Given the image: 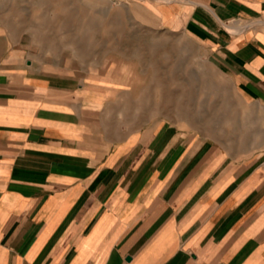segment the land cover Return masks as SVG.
<instances>
[{"label": "crops", "instance_id": "crops-1", "mask_svg": "<svg viewBox=\"0 0 264 264\" xmlns=\"http://www.w3.org/2000/svg\"><path fill=\"white\" fill-rule=\"evenodd\" d=\"M142 1L246 122L123 120L101 62L0 31V264H264V0Z\"/></svg>", "mask_w": 264, "mask_h": 264}, {"label": "rangeland", "instance_id": "rangeland-1", "mask_svg": "<svg viewBox=\"0 0 264 264\" xmlns=\"http://www.w3.org/2000/svg\"><path fill=\"white\" fill-rule=\"evenodd\" d=\"M142 2L0 0V31L32 42L55 61L101 62L126 88L123 120L244 124L249 107L210 65L200 42L161 28Z\"/></svg>", "mask_w": 264, "mask_h": 264}]
</instances>
